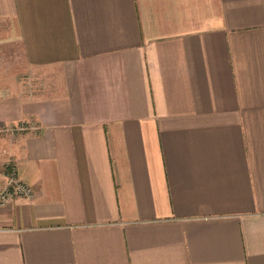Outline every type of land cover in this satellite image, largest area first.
I'll list each match as a JSON object with an SVG mask.
<instances>
[{
	"label": "crops",
	"instance_id": "0c3cea01",
	"mask_svg": "<svg viewBox=\"0 0 264 264\" xmlns=\"http://www.w3.org/2000/svg\"><path fill=\"white\" fill-rule=\"evenodd\" d=\"M12 42L0 264H264V0H0Z\"/></svg>",
	"mask_w": 264,
	"mask_h": 264
},
{
	"label": "rangeland",
	"instance_id": "374dc122",
	"mask_svg": "<svg viewBox=\"0 0 264 264\" xmlns=\"http://www.w3.org/2000/svg\"><path fill=\"white\" fill-rule=\"evenodd\" d=\"M33 69L26 61L23 49L20 43L12 42L3 44L0 50V86L9 89L11 85L16 83H26L29 86L34 84L36 76ZM5 89V92L8 91Z\"/></svg>",
	"mask_w": 264,
	"mask_h": 264
},
{
	"label": "built area",
	"instance_id": "2783aa9c",
	"mask_svg": "<svg viewBox=\"0 0 264 264\" xmlns=\"http://www.w3.org/2000/svg\"><path fill=\"white\" fill-rule=\"evenodd\" d=\"M27 129V125L22 123L11 127L13 132H18ZM8 183L0 187V208L9 204L16 198H25L31 200L35 196L33 186L19 178L18 172L12 168L7 174ZM1 230V227H0Z\"/></svg>",
	"mask_w": 264,
	"mask_h": 264
}]
</instances>
